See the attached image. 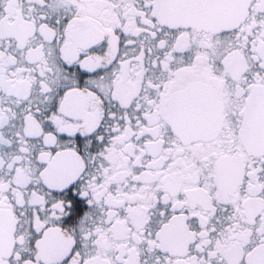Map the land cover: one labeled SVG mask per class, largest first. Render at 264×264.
<instances>
[{
  "label": "snow or ice",
  "instance_id": "snow-or-ice-1",
  "mask_svg": "<svg viewBox=\"0 0 264 264\" xmlns=\"http://www.w3.org/2000/svg\"><path fill=\"white\" fill-rule=\"evenodd\" d=\"M0 264H264V0H0Z\"/></svg>",
  "mask_w": 264,
  "mask_h": 264
}]
</instances>
